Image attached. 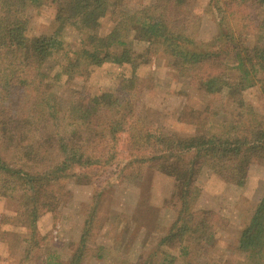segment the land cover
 I'll return each instance as SVG.
<instances>
[{"label": "rangeland", "instance_id": "rangeland-1", "mask_svg": "<svg viewBox=\"0 0 264 264\" xmlns=\"http://www.w3.org/2000/svg\"><path fill=\"white\" fill-rule=\"evenodd\" d=\"M66 5V0H45L31 9L29 33L52 34L59 10ZM157 5L173 26L187 28L199 42L213 39L221 27L225 32L232 28L236 36L246 35L248 40L264 34V0H108L106 14L85 28L67 25L62 45L46 57L44 70L64 109L72 101L97 94L118 98L94 117L93 133L87 132L86 123L80 125V141L87 148L101 157L117 155L104 167L87 168L88 175L62 180L56 187V207L44 209L35 228L25 225L20 216L28 191L18 179H3L0 174V264H47L45 260L67 264L79 249L83 251L79 264L159 262L164 249L175 256L173 264L244 261L236 244L264 195V159L251 162L243 186L223 179L202 162L195 164L192 181L201 190L196 207L212 212L215 233L210 243L191 245L188 255H180L177 245L162 243L178 215L172 205L173 177L149 163L133 162L143 152L131 157L123 147L126 138L131 140L145 129L178 140L192 138L209 126L249 120L250 114L264 121V82L245 89L239 103L228 95L227 87L219 90L217 82L204 84L194 74L198 71H185L167 54L155 52L154 46L149 49V43L139 38L137 15L157 11ZM121 25L126 27L125 48L112 46L101 65L82 71L68 66L69 72H64L89 36H104ZM230 43L226 40L221 46ZM123 51L128 52V60L121 58ZM126 160L132 162L124 164Z\"/></svg>", "mask_w": 264, "mask_h": 264}, {"label": "trees", "instance_id": "trees-1", "mask_svg": "<svg viewBox=\"0 0 264 264\" xmlns=\"http://www.w3.org/2000/svg\"><path fill=\"white\" fill-rule=\"evenodd\" d=\"M44 1L0 0V174H4L3 179H18L28 191L26 199H22L20 216L31 228H35L44 209L56 207V187L62 180L88 175L87 168L104 167L117 155L101 157L87 148L80 141V125L86 123L87 132L93 133L94 117L101 108L114 106L118 98L97 94L72 101L64 109L59 107L51 76L44 70L46 57L62 45L64 28L70 24L83 29L101 18L107 12L108 0H66V7L59 10L55 31L33 36L28 31L30 10ZM155 8L157 11L144 10L137 15L139 38L149 43V49L154 46L155 52L167 54L185 71H198L191 73L199 74L204 84L217 82L219 90L227 87L228 95L239 99V103L245 89L264 82V34L248 40L246 35L236 36L232 28H225V32L221 27L213 39L199 42L187 28L173 26L158 12V5ZM125 29L115 26L104 36H89L64 66V72H69L68 66L82 71L89 65H101L110 56L112 46L126 47ZM226 40L233 43L222 47ZM128 57V52L123 51L121 58ZM250 115L249 120L230 126L206 127L188 139L177 140L145 129L139 136L123 141L131 157L143 152L133 162L149 163L173 177L172 205L178 215L162 243L166 247L177 245L180 255H188L191 245L210 243L215 233L212 212L196 207L201 190L192 181L195 164L202 162L223 179L243 186L251 162L264 159V121ZM118 127L119 124L113 128V137ZM190 153L193 156H185ZM129 162L132 161L124 164ZM88 232L86 226L81 238L83 247ZM236 248L244 254L242 264H264V195ZM163 254L159 262L147 264H173L175 256L165 249ZM82 257L79 249L67 264H79Z\"/></svg>", "mask_w": 264, "mask_h": 264}]
</instances>
